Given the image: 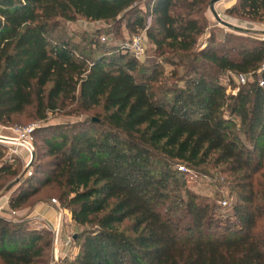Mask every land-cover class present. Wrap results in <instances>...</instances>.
<instances>
[{
    "label": "trees",
    "instance_id": "1",
    "mask_svg": "<svg viewBox=\"0 0 264 264\" xmlns=\"http://www.w3.org/2000/svg\"><path fill=\"white\" fill-rule=\"evenodd\" d=\"M0 0V124L30 110L44 121L64 108L96 121L40 132L41 162L8 198L19 210L51 187L74 226L75 254L59 264H264V51L254 35L208 28L210 0ZM264 20V0L224 10ZM144 30L182 87L115 47L66 38L62 22H116ZM207 30L206 45L197 50ZM245 35H249L246 37ZM244 76L234 95L220 76ZM243 138V139H242ZM215 170L234 196L221 215L177 170ZM206 170V171H203ZM3 176L15 177L0 165ZM51 234L0 217V264H48Z\"/></svg>",
    "mask_w": 264,
    "mask_h": 264
},
{
    "label": "rangeland",
    "instance_id": "2",
    "mask_svg": "<svg viewBox=\"0 0 264 264\" xmlns=\"http://www.w3.org/2000/svg\"><path fill=\"white\" fill-rule=\"evenodd\" d=\"M222 1V0H221ZM233 2L235 0H232ZM150 0H140L132 5L135 10L139 11V14H145L149 9ZM221 3L220 1L213 5V9L215 13L218 15V18L228 23L229 25L237 28L238 31L250 33L251 32L245 30L246 23L239 19H229L224 15V10L218 6ZM203 16L205 18L206 24L208 28L216 27L222 31H231V28L223 27L218 24L208 8L203 11ZM124 23L121 22V18H117L116 22H88L83 21L81 19H76L73 22H62V26L64 28V32L66 38L72 40L76 43H79L80 47L86 48V50L95 49V47H89L87 42L89 39H93L95 41V46L104 45L106 47H115L117 50L120 47L127 43L130 38L134 35H141L143 37V55L137 60V63L140 66L146 67L150 69L153 66L158 67V71H161L160 79H162L160 86H176L182 87L183 81L177 80V77L182 76L181 70H177L176 76H170L171 68L169 65L164 63L162 58L157 57L154 53L153 46L148 42L146 37L144 36V30H137L136 33H129L124 28ZM251 25L257 24V22L250 23ZM250 24H247L250 25ZM256 26V25H255ZM233 28V29H234ZM248 37L247 35H245ZM101 38H104V41L101 42ZM207 38V30L198 38L196 43V49L201 50L206 45ZM227 76V75H226ZM226 78L225 76L219 77V83L225 88L227 94L234 95L237 91V87L241 84L235 81L233 75H229ZM69 107L56 111L52 114L47 115L44 121H33L29 118L30 110L27 109L25 113L15 116L13 118L12 123L7 125L0 124V136L4 137H15L18 136L17 132L21 130L33 127V132L38 131V129L46 128V127H59V128H67L75 123L96 121L95 111L88 112L83 115L76 116L75 114L70 112ZM40 132H37L36 136H31V146L33 148L32 159H35V163L37 161L45 162L47 158L40 159L39 154L43 151V146L40 142ZM243 139V138H242ZM28 161V156L20 146H13L9 144H0V165H5L6 167H10V170H13L16 173L15 177L11 176H3L0 180V198L7 197L13 193V191L18 187V185L27 178L31 172L33 171V166L29 163L26 166V162ZM31 162V161H30ZM206 171V170H203ZM15 181V182H14ZM185 186L186 188L199 196L202 200L208 203H216L219 206V213L221 215H225L229 213V209L231 204L234 202V196L230 193L229 188L227 186L228 178L215 170H208V174L205 175L204 172H195L189 171L186 176H184ZM12 183L11 186H9ZM57 192L53 190V188L46 187L45 189L40 190V192L30 198L19 210L10 211L7 207L9 217L3 215L0 216L6 220H10L12 222L18 223L21 220H26L28 224L37 231H44L42 228V224L38 221V216L36 219H29L31 217L33 211L37 209V207L47 204L49 205L50 200L55 201V210H60L61 212V240L63 241L66 236L71 238V255L75 254V246L72 243V237L74 238L83 228H79L74 226L72 221L70 220L69 214L67 210H64L57 201ZM224 202L225 205L222 206L221 203ZM50 259L47 261L48 264L52 263L51 251L49 252Z\"/></svg>",
    "mask_w": 264,
    "mask_h": 264
},
{
    "label": "built area",
    "instance_id": "3",
    "mask_svg": "<svg viewBox=\"0 0 264 264\" xmlns=\"http://www.w3.org/2000/svg\"><path fill=\"white\" fill-rule=\"evenodd\" d=\"M221 20V19H220ZM224 22V21H223ZM228 24V23H227ZM256 25V26H255ZM253 25H246L244 28L245 30L251 32L254 37L263 44V51H264V20L258 22L257 24ZM233 27V26H232ZM101 42L104 41V38L100 39ZM123 52H127L133 57H135L137 60L140 59V57L143 55V37L141 35H134L130 38V40L127 43H124L120 49ZM264 67V65H262ZM235 81L239 84L244 83V76L242 75H236L234 76ZM258 85L260 87H264L263 82H259ZM33 127H28L20 132H17L18 136L15 137H4L0 136V144H9L13 146H20L28 156V161L26 162V166L30 163L31 161V155L33 152V148L31 146V136L33 133ZM177 170L182 172V173H187V170L182 167L178 166ZM1 200V198H0ZM8 203V199L7 202ZM49 205L55 207V201L50 200ZM222 206L225 205L224 202L221 203ZM0 203V216H7L9 217L10 214H13V212L9 213L6 212ZM36 219V216H31L29 219ZM38 221L42 224V228L44 230H47L51 234V239H52V244H51V258H52V263L59 264L64 261L66 258L71 257V238L66 236L65 239L62 241L61 240V212L60 210H55V218L54 221L51 223H48L38 217ZM61 247V250H60Z\"/></svg>",
    "mask_w": 264,
    "mask_h": 264
},
{
    "label": "crops",
    "instance_id": "4",
    "mask_svg": "<svg viewBox=\"0 0 264 264\" xmlns=\"http://www.w3.org/2000/svg\"><path fill=\"white\" fill-rule=\"evenodd\" d=\"M221 3L218 4V6H220V8L222 10H226L228 9L230 6L233 5V1L232 0H222L220 1ZM246 25V24H245ZM227 76L231 75L230 73H226ZM7 197H1L0 203L2 204L3 208L6 210L7 209ZM33 216H38L41 219H43L44 221L51 223L54 221L55 218V209L53 206L51 205H41L39 207H37V209H35L31 215ZM61 250V247H60Z\"/></svg>",
    "mask_w": 264,
    "mask_h": 264
},
{
    "label": "water",
    "instance_id": "5",
    "mask_svg": "<svg viewBox=\"0 0 264 264\" xmlns=\"http://www.w3.org/2000/svg\"><path fill=\"white\" fill-rule=\"evenodd\" d=\"M219 1H221V0H210L209 1V3H208V10H209V12L211 13V15L213 16V18L215 19V21L218 23V24H220V25H222L223 27H226V28H234V27H232L231 25H229V24H227V23H225V22H223L222 20H220L219 18H218V15L215 13V11H214V9H213V5L215 4V3H217V2H219ZM234 30H238L237 28H234ZM94 121V120H93ZM31 158H32V155H31ZM15 182V181H14ZM12 185V183L9 185V186H11Z\"/></svg>",
    "mask_w": 264,
    "mask_h": 264
}]
</instances>
